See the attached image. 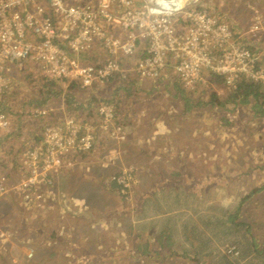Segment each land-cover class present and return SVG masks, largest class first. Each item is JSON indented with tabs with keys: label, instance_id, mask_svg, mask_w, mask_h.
<instances>
[{
	"label": "rangeland",
	"instance_id": "1",
	"mask_svg": "<svg viewBox=\"0 0 264 264\" xmlns=\"http://www.w3.org/2000/svg\"><path fill=\"white\" fill-rule=\"evenodd\" d=\"M196 4L199 10L221 18L226 24H230L246 36L248 33L247 22L256 13L264 16V0H199ZM185 25L181 21L178 22L180 28ZM137 61V57L129 58L127 61L121 59L124 71L109 83L97 88L78 89L77 86H72L69 82L58 81L62 92L72 95L74 101L66 102V99L61 96L52 99L44 106L39 105L38 96L40 83L43 79L36 75L37 72L31 66L13 67L7 72L13 80V85L8 92L0 97V109L9 113L11 123V131L2 134L0 138V168L10 170L12 177L18 178V161L23 150L39 142L42 131L48 124L60 122L65 117L73 116L82 129L90 128L89 131L92 132L95 143H98L91 152L79 155V160L90 162L95 156L101 157V160H96L95 164L101 169L107 170L104 172V178L112 180L114 179L113 174L120 172L119 177L117 176V183L124 186V189H118L119 186H116L117 189L106 192L109 195H105V199L97 198L92 201L96 202L98 206H102L108 213L116 209L127 213V217H111V221L117 220L123 228L129 224L130 228L126 243H129L131 247L121 250L123 246L116 243L117 245L111 249L94 248L93 260H97L99 264L106 263L107 260H110V263L107 264H263L264 253L257 251L264 249V163L251 170L239 167H236L238 170L223 168L222 173L208 170L207 175L211 180L212 174L216 173H221L220 176H227V178L219 184L209 181L207 185L198 184L193 187L191 185L187 190H194L193 194L186 195L185 190L178 191L182 194L173 201L169 199L170 193H168V200L160 203L153 200L154 197H158L156 193H153L157 187L144 184L139 189L135 167L137 155L135 153L128 152L123 158L121 155L120 163L118 155L114 154L115 161L109 163L111 166L104 163L108 153L105 156L102 154H106L105 151L112 145L105 142L107 140L106 132L111 134V131L104 130L103 122L100 119V109L104 106L103 103H111L114 106L116 114L114 121H111L112 129L121 135L124 133L125 126H121L117 113H126L133 100L149 99L151 104H147L143 108L140 104L137 106L140 110L144 109L147 112H153L158 108H167L168 112L171 110L176 112L178 108L186 107L181 101L175 103L171 99L173 97L171 87L178 86L181 82L171 74L172 59L168 60L167 67L158 81L142 83L139 87L135 84L138 83V79L127 75L132 74L131 70ZM210 76L209 72H205V81ZM136 87L141 90V94L135 93ZM128 88L130 89L127 92ZM214 88L221 87L207 83L204 87H198L188 92V95L194 100L189 115L196 116L195 119L199 120L196 122V126L198 125L201 130L205 131L208 150L210 151L212 148L219 151L224 150V154H226V152L233 151L232 149H237L239 153L235 159L248 158V154L264 158V114L256 111L253 99H251V103L237 105L235 108L232 103L225 104L224 108L202 106V99H208L211 92L215 90ZM217 93L221 97L220 102L228 97L225 89L217 90ZM160 104L162 105L160 106ZM43 111L46 114L40 115V112ZM193 122L194 119L187 124L191 125ZM93 153H95L94 156L91 155ZM219 155H222V152ZM165 156L166 154H162L164 161ZM167 156V163H169L171 155L167 154ZM216 157L218 154L208 152V167L213 162L214 166L220 169L214 159ZM168 170L172 169L145 168L139 170L138 174L140 177L150 176L154 171L159 179H166ZM74 171L88 176V168L83 170L75 168ZM232 171H236V176L231 179L227 174ZM221 180L219 179L217 182ZM162 183L165 184L168 181ZM55 186L56 184L46 187L44 197L48 193L47 190ZM256 188L261 191L253 199L254 205L250 206L252 208H246L237 213L238 198L241 199ZM63 192H66V189L62 188L61 194ZM136 192L144 199L150 200L143 206L140 204L137 206ZM49 194L52 196L55 192L50 191ZM18 202L20 203L19 200ZM46 203L49 206V202ZM13 207L17 213L18 206ZM91 208L97 214L102 212L96 206ZM23 209L25 210L24 207ZM158 212L166 214L153 217V213ZM31 213L33 215L38 212L33 210ZM21 220L22 224L14 216L12 227L19 224V228L16 231L12 229L11 232L8 231V226H5L9 222H3V227L0 229V243L9 235L17 243L1 245L0 257H5L4 253L9 252L12 255L9 264H27L26 256L32 250L34 256L38 257L36 264H45V261L52 255L57 258L53 252L56 248L51 245L42 246L44 240L41 232L34 236L35 241L27 240L29 233L25 229L29 219L26 220L22 216ZM48 226V223L43 219L37 218L34 228L46 231ZM247 226L249 232H246ZM47 236L49 235L47 234ZM153 239L154 241H152ZM255 239L258 245L256 251L248 250L247 245L254 242ZM69 240V244H71L72 239ZM140 242L145 244L140 245ZM120 251H123V255L118 258ZM75 252L65 245L61 247L58 251L61 257L59 264H76Z\"/></svg>",
	"mask_w": 264,
	"mask_h": 264
},
{
	"label": "built area",
	"instance_id": "2",
	"mask_svg": "<svg viewBox=\"0 0 264 264\" xmlns=\"http://www.w3.org/2000/svg\"><path fill=\"white\" fill-rule=\"evenodd\" d=\"M198 1L0 0V97L13 85L7 73L13 67L31 66L47 82L86 90L112 81L124 71L121 59L132 57L138 61L127 75L137 78L138 86L158 81L172 59L171 74L187 91L207 85L205 72L230 89L241 82L264 88V16L256 13L247 22L246 36L199 10ZM179 21L186 25L180 28ZM103 105L104 130L124 139L112 129L114 106ZM9 118L0 109V138L11 131ZM89 130L73 116L48 124L39 142L21 153L18 178L0 168V203L17 199L24 208L46 212L44 189L95 148ZM114 161V154L107 157Z\"/></svg>",
	"mask_w": 264,
	"mask_h": 264
},
{
	"label": "crops",
	"instance_id": "3",
	"mask_svg": "<svg viewBox=\"0 0 264 264\" xmlns=\"http://www.w3.org/2000/svg\"><path fill=\"white\" fill-rule=\"evenodd\" d=\"M171 89L173 91V97L171 99L174 100L175 103L181 101L183 104V100L180 99L183 95V91L190 97L188 95L189 91L183 88L181 82L178 86H172ZM135 93L141 94V90L136 87ZM190 99L192 100V98ZM151 103L149 99L138 98L130 102V106L127 108L126 113H117L121 126H125V129H123L124 133H122L124 139L116 140L112 134L106 132L105 138L115 142L105 141L112 146H110L107 151H105L106 154H102V156L107 155V153L108 155L106 157L117 154L120 163L121 155L123 158L128 152L135 153L137 155L135 163L137 169V184L139 189L144 184L153 185L154 188L157 187L153 193H156L158 197H154V201L160 203L161 201L168 200V193H170L169 199L173 201L178 198V196H181L182 193L178 191L183 190H185L186 195H191L195 192L194 190H187L191 185L192 187L198 184L207 185L209 181L219 184L227 178V176H220L223 168L238 170L236 167H239L251 170L260 167L262 163H264V158L261 156L253 157V154H248V158L235 159L239 153L237 149H232L233 151L226 152V154H224V150L219 151L213 148L209 151L206 145L205 131L201 130V127L198 125L196 126V122L199 120L195 119L196 116L189 115L190 110L186 112L184 108L180 107L176 112L172 110L168 112L167 108H158L153 112H147L137 107L140 104L143 108ZM161 105L162 104H160V106ZM193 119V124L188 125L187 123ZM97 145L98 143L96 146ZM208 152L218 154V157L214 159H216V163L220 169H217L213 162H211L210 167H208ZM221 152L222 155H219ZM162 154H166L165 161ZM167 154L171 155V161H169V163H167ZM91 155L94 156L95 153ZM99 159L101 160V157L95 156L92 161L84 162V160H79V157H77V163L72 169L61 170L59 179L55 183L56 186L47 190L48 193L44 197L47 202H49L46 212L38 210L37 214L33 213L32 215L31 212L34 209L25 208V211L17 199H8L0 203V229L3 227V222L8 221L9 224L5 225L8 226V231L11 232L12 229L16 231L19 228V224L12 227L14 216L17 217L21 224L22 216L25 217L26 220L28 218L29 223L26 224L25 229V231L29 233L27 240L30 239L35 241L34 236L38 232H41V236L44 240L42 246L48 247L51 245L56 248L53 252L57 255V258L55 255H52L45 261V264H59L61 257L58 251L61 247H64V245L76 251V264H99L97 260H93L94 248L111 249V247L117 245L116 243H119L121 247L123 246L121 250L131 247L129 243H126V237L128 232H130L129 224L123 228L117 220L111 221V217H127L128 214L118 209L108 213L102 206L100 207L96 202L92 201V199L97 198L105 199L104 196L109 195L106 192L114 190L115 188L117 189L115 185V188H112L111 178H104V172L107 170H103L95 164L96 160ZM104 163L111 166L107 160ZM75 168L79 170L88 168V176L83 175L79 171H74ZM145 168L153 170L170 168L172 170H168L166 179H159L157 173L154 171L150 176L140 177L138 174L139 170ZM208 170H216L221 173L212 174L211 180L210 176L207 175ZM227 175H230L232 179V177L236 176V171H232ZM219 179L222 180L217 182ZM181 180H183V182H181ZM164 181H168V183H162ZM163 185L165 186L163 187ZM62 188L63 190L66 189V192H63V194H61ZM50 191H54L55 194L51 196L49 194ZM135 195L137 206L139 204L143 206L150 200L144 199L138 195L137 192ZM161 195L164 196V198H162ZM15 205H17L19 209L17 213L16 209L13 207ZM93 206H96L102 212L97 214L92 210L91 207ZM21 210L24 212L23 215ZM165 214V212L153 213V217L164 216ZM37 218H41L48 223L49 226L46 231H39L38 228L35 230L34 227H36ZM39 222H41V220H39ZM52 222L55 223L53 224ZM20 230L21 227L19 231ZM47 234L49 236H47ZM69 239H72L71 244H69ZM152 241H154V239ZM1 242L0 249L1 245H4V243L8 245L17 243L10 235ZM144 244V242H140V245ZM122 253L123 251H120L118 258L121 257L120 255H123ZM4 254L5 257H0V264H9V259L12 255L9 252H5ZM30 254L32 255L31 257H29ZM37 259L38 257H35L31 250L27 254L25 260L27 264H36L38 261ZM107 263H110V260H107V262L103 264Z\"/></svg>",
	"mask_w": 264,
	"mask_h": 264
},
{
	"label": "trees",
	"instance_id": "4",
	"mask_svg": "<svg viewBox=\"0 0 264 264\" xmlns=\"http://www.w3.org/2000/svg\"><path fill=\"white\" fill-rule=\"evenodd\" d=\"M210 75L211 76L208 78V85H217L218 87H221V88H214L215 90H213L211 92V95L208 99H202L201 98L202 99V102H201L202 106H205V107H207V106H212V107L220 106V107L224 108L225 104L229 105V103H232L233 107L235 108L237 105L249 104V103H251V99H253L256 111L264 114V88L261 85L256 84V83H252V82H250V83L241 82L237 85V87L235 89H230L225 85L224 80L221 77L215 76L212 73ZM72 86H74V85H72ZM129 89L130 88L126 89V91L127 90L129 91ZM221 89H225L226 92L228 93V97H226L225 100H223L222 102L219 101V99L221 97L217 93V90H221ZM182 93H183V95L180 97V99L183 100V104L186 106V107H184V109L187 112L190 109H192L191 106H193L192 104H193L194 100H193V98L191 100L190 99L191 97H188L184 91ZM38 96H39V105L40 106H44L45 104H47L52 99H55V98H58L61 96H63L66 99V102H68L69 100L74 101V98L72 95L65 94L62 92V88H60V84L58 81L47 82L46 80H42V82L40 83ZM103 104H108V103L106 102ZM120 174H121L120 172L115 173V174H113L112 177L116 178ZM111 182L113 184V185L111 184L112 188H115V186H119L118 189H124V186L119 185L117 183L116 179H112ZM260 191H261V189L256 188V189H253L252 191H250L248 194H245L241 199L238 198L237 213H240L243 209H246V208L251 209L252 207H250V206L253 204V199L257 197V195H258V193H260ZM246 228H248V229H246V232H249L250 231L249 227L247 226ZM257 246L258 245H257L256 239H255L254 242L247 245V249L250 251H252V250L256 251ZM257 252L258 253L259 252L264 253V249L259 250ZM237 260H240V259H237ZM263 264H264V262H263Z\"/></svg>",
	"mask_w": 264,
	"mask_h": 264
}]
</instances>
